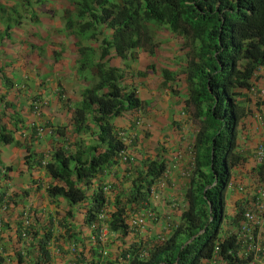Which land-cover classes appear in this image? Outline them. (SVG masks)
Wrapping results in <instances>:
<instances>
[{"label": "trees", "instance_id": "16d2710c", "mask_svg": "<svg viewBox=\"0 0 264 264\" xmlns=\"http://www.w3.org/2000/svg\"><path fill=\"white\" fill-rule=\"evenodd\" d=\"M80 5L81 17L92 18L88 27L94 24L93 19L102 22L112 37L106 35L98 47L81 43L79 70L90 73L94 84L81 91V99L73 107L68 105V127L52 126L57 137L50 161L44 166L50 176L47 193L55 204L64 203L66 211H58L56 221L51 214L44 219L32 209L34 219L26 231L21 230V222L16 229L19 246L30 241L25 256L18 249L15 261L199 264L222 243L223 225L241 212L240 197L235 194L229 203L225 190L233 176L235 184L241 183L238 169L246 164L244 154L236 147L248 116L244 90L252 88L255 72L264 66V0H81ZM156 29L180 36L188 49L184 70L189 89L187 104L193 107L200 123L193 138L195 160L185 193L186 207L180 213L176 231L163 245L128 239L132 233L128 218L148 200L153 183L165 176L169 169L165 160L145 158L142 164L136 163L131 186L112 202L103 187L105 171L118 163L119 153L125 148L126 134L122 130L128 128L119 126V119L125 111L138 113L145 104L135 85L126 82V70L111 64V51L121 60L134 57L138 48L152 53L158 45ZM175 74L163 71L166 80ZM130 117L132 121L139 119V115ZM13 142L15 136L0 126V145ZM255 142L262 143V137L257 135ZM27 149L28 168H43V154L37 156L32 148ZM249 155L253 157L255 151ZM110 202L113 207L108 208L103 226L106 224L116 237L108 247L100 237L99 214ZM16 205V198L0 191V211L4 206V210H10ZM235 209L238 212L232 214ZM2 213L0 225L9 227L3 224ZM205 226L199 243H189ZM52 242L55 253L51 251ZM230 245L227 241L224 248ZM3 260L0 255V264Z\"/></svg>", "mask_w": 264, "mask_h": 264}, {"label": "rangeland", "instance_id": "374dc122", "mask_svg": "<svg viewBox=\"0 0 264 264\" xmlns=\"http://www.w3.org/2000/svg\"><path fill=\"white\" fill-rule=\"evenodd\" d=\"M33 1L32 7L28 5L27 9L24 10V7L22 6L24 0H0V5L5 4L6 6H9L0 9V25H2V28L0 29V42L3 40V37L6 40L11 37L8 32V27L20 25L21 22L19 20H22V22H28L27 24L35 25L38 29H40L41 35L54 34V37L50 36L48 39L58 41V43H55L56 46L52 48H56L59 51L58 53L61 55L60 58L62 59L60 62L62 64V69L57 68L58 71L56 70V72H59L61 75H68L70 73V58H73L72 52L80 53V47L82 46L81 43L83 42L84 44H89L94 47L100 46L99 43H102L104 37L103 32L104 34L107 33L108 29L105 25H103V23H100V25L98 22H94L92 26L88 27L87 22L91 21L88 16L79 17L78 14H75L73 17L75 12L79 13L81 0H43V4L45 3L42 5L43 8H34L37 4L41 3V0ZM17 10L25 14L18 16L16 15ZM36 10H40V12ZM5 12H13V14H4ZM27 12H29V14H27ZM26 19H29V21H25ZM68 20L72 21L73 24L67 23L66 21ZM83 34L85 36H83ZM155 34L157 35V38L163 42L161 43L162 46L160 51L164 57V60L162 59L164 62L161 61L158 62V64H163L172 68H179L177 70L179 74L175 77L177 78V84L179 87L170 88L171 90H169L168 94L164 95L163 93H165V89L161 84L157 87V83L153 84L150 82L152 80L149 78L148 73L151 71L146 65L150 61L148 52L144 50L136 51V56L132 63V67H134V71L136 72V85L142 93V96L150 101H147V104H150L151 107V109L147 110V113H150L152 110H156L153 111L156 113L154 115V120L151 123L149 121V127L147 124L146 128L139 129V136L141 133H143V136L139 137V140L136 142L132 150V154L134 157H137L139 164H142L143 160L146 158L159 161L166 160L169 165V180L166 190L161 193L158 199H149L150 202L147 206V208H151L155 211L156 215L161 220L147 222L143 232L140 233L142 239L144 240L153 239L161 233L164 226L162 223L164 216L171 215L175 218H179L181 210L186 206L185 193L190 187V177L187 178L183 176L182 172L186 169L187 164L190 162V154L187 151L186 142H182V136L185 134V141L187 138L188 142L192 143L194 132H196L200 126L197 117L193 115L189 108L190 115L194 116L195 121H188L186 123L187 125L184 127V134L182 133V129L179 130L178 128H174V120H176L178 112L183 105L182 103H185L184 97L187 94V84L182 79V73L180 70L185 67L188 49L183 47L184 41L180 36L178 37V35L174 36L172 33L165 30H157ZM108 36L110 37L111 33L108 34ZM90 39L99 41L93 42V40ZM37 48L40 53L43 51L42 47ZM70 53L71 55L69 58L67 55ZM50 54L53 59L57 58L53 55V52H50ZM61 59L58 58L57 60ZM111 63L119 64L120 61L118 59H113ZM144 73L145 75H142ZM253 83L255 85L258 83L259 87L264 88V73L261 75L259 80H253ZM154 92H157V94H154ZM245 97H247L245 106L249 109V116L246 119L245 128H243L246 132L244 134L245 136L247 135V137L251 136V141L255 142L256 137L259 134L257 130L258 126L255 120L250 116V112L262 111L264 114V98H259L257 100L250 93H248V91ZM161 100H165V103L170 102L172 107L168 108L167 112L163 110V104L160 102ZM155 101L156 103H154ZM64 113L65 111L59 115L61 124L62 122L68 120L67 115ZM126 119L128 120V116L123 118L122 121H125ZM63 124L66 123L64 122ZM16 133V131L13 132L15 135ZM49 141H52L49 137H46L41 141H36L35 150L38 152L46 150V145ZM179 154L181 157L175 158L176 156L178 157ZM2 165L3 158L1 160L0 156V166ZM253 166H256L255 162L253 158L248 155V159H246L244 167H247L248 170H250ZM40 174L42 175L40 177L45 178L44 181L47 182L48 178L45 177V172L42 171ZM109 179L113 182L123 180L117 174L113 176L111 174ZM247 182H250V180H247ZM125 187L126 185L120 183L117 184L115 188L113 183L111 194L112 200H114L117 194L122 192L120 190H124ZM26 197L28 199H25V203L30 204L31 197L28 195ZM41 200L43 203L45 202V198L43 196L41 197ZM61 207V211L64 214L66 206L64 209V204H62ZM55 212L56 210L53 208L52 214H55ZM41 214L46 217L48 212L41 211ZM136 236V234L132 233L128 239ZM114 237H116L115 233H108V231L104 232L103 239L108 243V247L110 244L112 245ZM198 243V237L191 242L192 245H197Z\"/></svg>", "mask_w": 264, "mask_h": 264}, {"label": "clouds", "instance_id": "9594fccd", "mask_svg": "<svg viewBox=\"0 0 264 264\" xmlns=\"http://www.w3.org/2000/svg\"><path fill=\"white\" fill-rule=\"evenodd\" d=\"M30 1H31V3H29L27 5H25V2L23 3L22 6L24 7V10L27 9L28 5H30L32 7V2H34V1L33 0H30ZM44 4H43V0H41V3L37 4V6L34 8H43L42 5H44ZM0 6H1L0 9L3 7H9V6H6L5 4H1ZM81 7L82 6L80 5L79 13L75 12L73 14V17L75 14H78V16L81 17V15H80ZM13 10H15V9H13ZM36 11L40 12V10H36ZM12 13L13 12H5L4 14L11 15ZM23 14H25V13H21V12H19V10H17L16 15L22 16ZM27 14H29V12H27ZM88 17L90 18V16H88ZM72 18H70V19H72ZM90 19L92 20V18H90ZM26 20H29V19H26ZM20 22L22 23V20H20ZM93 22H95L94 19H93ZM100 23H102V22H99V24ZM103 25H105L108 29L107 33L104 34V32H103L104 37L110 33L112 35V32L110 31L108 26L104 23H103ZM1 28H2V25H0V29ZM156 32H157V29H156ZM154 36H155V40L158 43V45L155 44L156 46H155L152 53H150L146 48H141V49L138 48L136 51L144 50V51L148 52L150 61L146 65L149 68V70L151 71L150 73H148L149 78L152 80L150 82L153 84L157 83V87L161 84L162 87H164V89H165V93H163V94L166 95V94H168L169 90H171L170 88H178L179 87L177 84V78H175L179 74L177 71L179 68L178 67L172 68L170 66L158 64V62H161L164 60V57L160 51V48L162 46L161 43H163V42L157 38L156 34ZM104 37H103V39H104ZM111 37L112 36H110L109 38H111ZM90 40H93V39H90ZM98 41L93 40V42H98ZM83 44H84V42H83ZM99 44L100 45L103 44V41H102V43H99ZM136 51H135V53H136ZM135 53H133L134 57L129 56V58L124 59V60H121L119 57H117L114 50L111 51V54H110L111 55L110 56V62H112L113 59H118L120 61L119 64H112V63L111 64L123 67L126 70V82L131 83L133 86L135 85V87L139 91L140 98L145 101L144 106H142V108L138 111V113H135V112L131 113V111H125V113L122 114L121 118L118 121L119 126L123 125L126 128H128V130L125 131V130L121 129L126 134L124 136L125 148L119 153V156L117 159L118 163L116 165L110 167L109 169H107L105 171V174H104L105 175L104 181H103L104 192H105L107 198L109 200H111V202L113 201L112 196H111L112 189H113V183H114L115 188H116V185L120 184V183H123L124 185H126L124 190H120L123 192V194H125L126 189L129 186H131V182H132V180L135 176V173H136L135 170H137V168H138L136 166V163H139L137 157H134L132 154V150L136 144L135 142L137 140V136H139L138 131L141 128H146L147 124L149 127L150 126L149 121L151 123L154 120V117H155L154 115L156 113V112H153L156 110H152L150 113H147V110L151 109L150 104H147V101H149V100L145 99L142 96V93L140 92L138 86L136 85V83H137V80H136L137 78L135 76L136 72L134 71V67H132L133 59L136 56ZM187 60H188V57H186V60H185V67L182 70H180L182 73V79L184 80V82H186V75H185L184 70L187 68ZM78 62H79V60H78ZM154 64H155V66H154ZM154 68H155V70H154ZM164 70H168V71L174 72L176 74H175V76H172L171 79L166 80V77L163 75ZM81 72L83 74L84 80L87 82H90V84L89 83L85 84L84 88L92 86L94 84V82L90 79V77H91L90 73H87V72L84 73L83 71H81ZM263 73H264V66L260 67L255 72V76L253 77V80H259L261 78V75H263ZM186 84H187V82H186ZM247 91L257 100L259 98H264V88L259 87L258 83L255 85L252 81V88L250 90H244L245 96H246ZM57 92H59V89L57 90ZM154 94H157V92H154ZM188 94H189V89L187 87V94L184 97L185 103H182L183 105L181 106L180 111L178 112L176 120H174V122H175L174 128H176V129L178 128L179 130L182 129L183 134L185 133L184 127L187 125L186 123L188 121H193V122L195 121V119H194L195 115L191 116L190 112H189V108H190V111L193 114H195L193 107L191 105L187 104ZM80 99H81V95H80ZM246 99H247V97H244V100H243L244 105H245ZM160 102L163 104V110L166 112L168 111L167 110L168 108L172 107L170 102H168V105H167V103H165V100H161ZM154 103H156V101ZM68 104H69V102H68ZM49 105H50V99L46 96L36 95L31 99V101H30V112H31V116H32L33 120L30 121V126L25 128V130H23L22 138L25 140H30V141H35V142L41 141V140L45 139L46 137H49L52 139V141H49L47 143V145H46L47 149L46 150L38 152L37 150L34 149V151H35L34 153H36L37 156H38V154L39 155L41 153L43 154V160H42L43 168L36 166V165H34V167H33V168H36L37 170H40V172H42V171L45 172V177L48 178L47 182L44 181L45 178H37V180L40 179V181L37 183L38 184L37 189L43 190L45 192L46 196L50 199V197L48 196V193H47V187H48V182L50 180V176L46 173L44 166L50 161V158H51L50 153L52 151L53 144H54L56 137H57V134L55 133L56 129H53L52 126L57 125V127H59V126H67L68 127L69 113H68V111H65V115H67V117H68V120L64 121L66 124H63L64 122H62V124H61V122L59 124H53L52 122H48L47 120H45L43 117L45 109H47L49 107ZM246 109H247L248 116H249V109L247 107H246ZM131 114H134L135 116L139 115V119L132 121L130 119ZM145 115H146V117H145ZM126 116H128V120L126 119L125 121H122V119L125 118ZM250 116L255 120V122L258 126V129H257L258 133H259L258 135H260L262 137L263 142L260 144H257L256 142H252L250 139L251 136H249V137H247V135L245 136L244 133H246V132L244 131V129L241 130V135H240L241 138L238 140L236 149L239 152H242V154H244V157L246 159H248L249 153L254 150L255 155L252 158H253L256 166H253L252 169H250V170H248L247 167H243V168H242V166L239 167L238 172H239V177L242 179L241 183L235 184L234 182H236V179L233 176L232 182L234 184L231 182L228 185L227 189L225 190V198H226V201L229 203L231 201V198L235 194L238 197H240L238 205L241 206V212L238 214V216L233 217V220L231 219L223 225V229L221 231V239H222L221 242L222 243L216 246V247H218V246L220 247L219 253L221 255L225 254L226 250L233 246L234 238L232 236H228V232L231 230V228L233 226H236V224H238L240 222L244 211H246L247 209H249L251 207V208H254V210L256 212L261 210L262 211L261 214L264 213V208H261L262 205H264V114L262 111L261 112L251 111ZM198 121H199V119H198ZM0 126L5 127L7 129V127L1 121H0ZM164 126H165V124H164ZM40 129H42V131H40ZM69 129H70V127H69ZM9 131H11L12 134L14 132L12 130H9ZM196 132H197V130H196ZM196 132H194V133L196 134ZM13 135H15V134H13ZM182 139H183L182 142H186L187 151L190 154V162L188 164L191 163V166H188V164H187L186 169L182 172V175L187 177V178L190 177V180H191L192 170L194 169L192 167L194 165V160H195V149L193 147L194 142H192L190 144L188 142L187 138L185 141V134L182 136ZM27 148H33V146L32 147L29 146ZM27 152H28V149H27ZM180 157H181V155L179 154V156L178 157L176 156L175 158H180ZM167 165H168V163H167ZM5 168H6L5 166L0 168V175L1 176H2V171H11L12 170V169L7 170ZM9 168H12V166H10ZM262 168H263V171H261ZM234 170H236V169H234ZM114 172H116V173H114ZM127 172H129V173L127 174ZM111 174H112V176L117 174L120 178H122L125 181L121 180V181L113 182L109 179V176ZM6 176H8V175L2 176V177L4 179L5 178L7 179L8 177H6ZM40 176H42V175L40 174ZM35 179L36 178H33V180H35ZM37 180H36V182H37ZM168 180H169V169L167 170L164 177L158 178L153 183V185L150 187V194H149L148 200L146 202H144L140 208L136 209L135 211H133L132 213L129 214L128 223H129L130 229H131L132 233L137 235L136 237H132L131 239H137V240L143 241V242L148 241V243H150L151 245H161V244L163 245L170 239V237L176 231V226L180 222L181 215L179 216V218H175L174 216L167 215V216H164V218L162 220V223L164 225L163 230L155 238L149 239V240H144V239H142V237L140 235V233H142L143 229L146 227L148 221L161 220L160 218H158L155 211H153L151 208H147V206L150 202L149 199H151V200L152 199H158L160 197L161 193L164 190H166L167 185H168ZM247 180H250V182H247ZM0 191H4V190H0ZM5 191H6V196L10 197V195L7 194L8 189H6ZM27 195L29 196V194H26L21 199L27 200L28 199L26 197ZM12 196L14 198H16V200H17V205H16V207H17L19 204V200H18L16 195L15 196L12 195ZM50 200L54 204V209L56 210L55 214H52L53 210L50 211V210L42 209V210H40V214H41V211L42 212L47 211L48 214L46 217H44L42 214L39 216L41 218L47 219V217L51 214L53 216V218L56 221H58L59 216L57 213H58V211H61V208H62L61 206L64 203L55 204L52 199H50ZM6 201L8 202L7 199H6ZM111 202L107 205L106 209L99 214V218H100L99 221L102 222V228H101V232H100L101 239H103L105 231H108V233H113V232L109 231L106 224H104V226H103V222H105V220H106L107 210H108V208H111V206H110ZM22 205H21L19 211L17 212V216L20 219V222L22 224L21 230L23 232H25L26 231L25 229L29 225L30 221L31 220L33 221V219H34V216L32 215L33 213H31L32 209H36V212H37L38 208H33L31 203L26 204L25 202H22ZM4 209H5V206L2 208V211H0V212H3L1 215H3L4 213L5 214L8 213L9 208H6V210H4ZM183 209L181 210V212H183ZM236 212H238V210L235 209V210H233L232 214H235ZM18 226H19V223L16 226L17 230H18ZM0 227H1V225H0ZM19 228H20V226H19ZM206 229H207V226H205V228L200 229L195 234V236L192 237V239L189 241V243L192 242L195 238L200 237L201 234H203ZM29 241L30 240H27V242H29ZM227 241H229L231 243V245L224 248V243H226ZM27 242L22 244L21 246H19V251H21L22 255H24V256H25L24 249L26 247H28ZM103 242H105L104 239H103ZM216 247H215V249H216ZM215 249H214V251H215ZM14 251H15V253H17V248ZM51 251L53 253L57 252L56 247L54 245V242L51 243ZM214 251H213L211 256L206 257V258H211L214 254ZM206 258H203L200 261V263ZM1 264H2V262H1Z\"/></svg>", "mask_w": 264, "mask_h": 264}, {"label": "crops", "instance_id": "0c3cea01", "mask_svg": "<svg viewBox=\"0 0 264 264\" xmlns=\"http://www.w3.org/2000/svg\"><path fill=\"white\" fill-rule=\"evenodd\" d=\"M27 23L9 26L8 32L11 37L7 40L3 37L0 42V121L8 130L17 131L14 135L16 142L0 145L1 160L3 158V165L0 168L5 166L10 170L9 167L12 166L11 171H2V176L8 175V178L4 179L0 175V190L8 189L7 194L16 195L19 200L17 207L2 215L3 224H9V227H0V255L4 258L2 264H17L14 251L16 248L19 249L16 242V226L20 223L17 212L22 202H25L21 198L29 194L32 207L38 208V215H41L42 209L52 211L54 208L45 192L37 189V183L40 181L37 178H41L40 170L28 168L25 162L27 147L31 142L34 146L31 150L35 149V141L29 142L30 140L22 138L23 130L29 127L30 121L33 120L30 101L36 95L48 97L50 105L45 109L43 117L48 122L59 124L61 122L59 115L68 111V105L72 107L78 102L84 85L90 84L84 80L79 70V53L72 52L73 58H70L71 53L67 55L70 58L68 75L56 72L57 68L62 69L60 63L62 59L59 51L52 48L58 41L48 39L50 36L54 37V34L41 35L40 29ZM37 47H42L43 51L40 53ZM50 52L57 58L53 59ZM58 58L61 60H57ZM67 101L69 104H66ZM42 196L45 198L44 203L41 200Z\"/></svg>", "mask_w": 264, "mask_h": 264}, {"label": "built area", "instance_id": "2783aa9c", "mask_svg": "<svg viewBox=\"0 0 264 264\" xmlns=\"http://www.w3.org/2000/svg\"><path fill=\"white\" fill-rule=\"evenodd\" d=\"M249 209L228 232L234 238L233 246L223 255L219 253L220 247H216L213 256L200 264H264V213Z\"/></svg>", "mask_w": 264, "mask_h": 264}]
</instances>
